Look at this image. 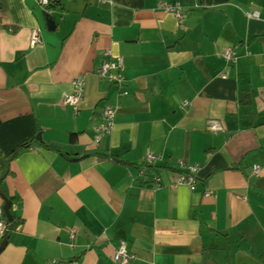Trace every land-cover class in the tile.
Returning a JSON list of instances; mask_svg holds the SVG:
<instances>
[{"label":"crops","instance_id":"0c3cea01","mask_svg":"<svg viewBox=\"0 0 264 264\" xmlns=\"http://www.w3.org/2000/svg\"><path fill=\"white\" fill-rule=\"evenodd\" d=\"M48 13L53 29L39 0H0V151L30 143L3 183L21 223L0 264H118L123 240L129 264H264V0H64ZM108 50L124 58L122 87L96 73ZM78 76L74 117L62 99ZM107 104L114 126L96 142ZM180 162L198 165L195 190L170 185Z\"/></svg>","mask_w":264,"mask_h":264},{"label":"built area","instance_id":"2783aa9c","mask_svg":"<svg viewBox=\"0 0 264 264\" xmlns=\"http://www.w3.org/2000/svg\"><path fill=\"white\" fill-rule=\"evenodd\" d=\"M50 3V0H39V4L46 8ZM161 8L173 13L177 18H181L184 13V7L181 3H168L161 2ZM250 17H259V13L254 11L249 14ZM42 43V38L40 36L39 30L32 31L31 34V45L35 46ZM223 57L229 62L236 61V55L234 48H226L223 51ZM124 67V58L120 55H114L110 50L104 53V59L101 65L97 68L96 73L100 78H105L108 80L110 85L123 86L125 83V78L122 75V69ZM74 91L68 95H65L62 99L64 105H68L73 109V116L77 117L80 114L79 105L85 96V80L82 76H78L73 80ZM120 95H128L129 91L121 90ZM117 109L115 106L107 104L102 110L103 122L98 125L95 129V141L100 142L103 135L111 132L114 126V119L116 116ZM216 126H214L215 128ZM155 155L148 154L145 164H150L154 159ZM180 172L176 174L174 179L171 181L170 185L177 187L180 185H186L191 190H195L197 186V171L198 165L185 164L180 162ZM260 171V166L255 165L252 169V173L257 175ZM141 175L145 174L144 168L140 171ZM154 185L157 189L164 186L162 179L155 175L153 177ZM7 232V217L4 213L3 207L0 206V240L3 239ZM76 229L71 230V238H74ZM135 258V255L129 251L126 241H121L115 253L113 254V259L118 264H129L131 260ZM63 264H79L76 261H67Z\"/></svg>","mask_w":264,"mask_h":264},{"label":"trees","instance_id":"16d2710c","mask_svg":"<svg viewBox=\"0 0 264 264\" xmlns=\"http://www.w3.org/2000/svg\"><path fill=\"white\" fill-rule=\"evenodd\" d=\"M63 1L64 0H50L49 5L45 8L47 15H49L48 10H63ZM29 145V142H25L7 154H4L0 151V195L9 199L10 201H13L14 199L7 196L3 189V183L5 179L12 174L11 163L13 162V160L17 157L22 149L29 147ZM44 146L47 148L60 150L57 146L48 144H44ZM112 159L116 162H121V159L118 156H112ZM20 223L21 221H19L15 217H13L11 221L7 219V232L4 235L3 239L8 240L11 236V233L20 225Z\"/></svg>","mask_w":264,"mask_h":264},{"label":"water","instance_id":"95a60500","mask_svg":"<svg viewBox=\"0 0 264 264\" xmlns=\"http://www.w3.org/2000/svg\"><path fill=\"white\" fill-rule=\"evenodd\" d=\"M47 25L50 29H53L54 26H55V21L54 19L51 17V16H47ZM38 138L40 139V135L38 136ZM5 203H4V206H3V210H4V213L7 217V219H9L10 221L13 219L12 215H11V212H10V206H11V201L5 197H3ZM8 240L7 239H3L2 241V244L0 246V252L3 250V248L6 246Z\"/></svg>","mask_w":264,"mask_h":264}]
</instances>
